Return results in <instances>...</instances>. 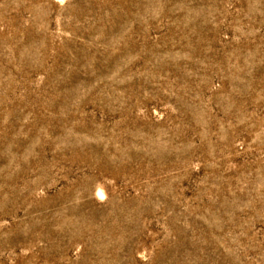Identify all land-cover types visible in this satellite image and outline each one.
<instances>
[{
    "label": "rangeland",
    "instance_id": "1",
    "mask_svg": "<svg viewBox=\"0 0 264 264\" xmlns=\"http://www.w3.org/2000/svg\"><path fill=\"white\" fill-rule=\"evenodd\" d=\"M0 264H264V0H0Z\"/></svg>",
    "mask_w": 264,
    "mask_h": 264
}]
</instances>
